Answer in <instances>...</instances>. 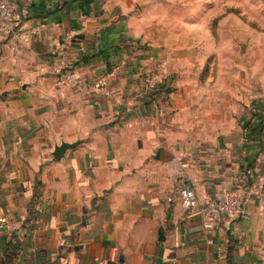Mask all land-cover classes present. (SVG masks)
I'll list each match as a JSON object with an SVG mask.
<instances>
[{"label":"crops","instance_id":"0c3cea01","mask_svg":"<svg viewBox=\"0 0 264 264\" xmlns=\"http://www.w3.org/2000/svg\"><path fill=\"white\" fill-rule=\"evenodd\" d=\"M8 1L25 15L20 35L0 28V217L11 225L0 264H264L254 91L183 73L150 97L135 69L144 60L115 51L131 11L123 0ZM58 69L80 84L60 82ZM62 142L74 147L56 158ZM179 172L199 203L241 194L245 216L205 228L179 203Z\"/></svg>","mask_w":264,"mask_h":264},{"label":"rangeland","instance_id":"374dc122","mask_svg":"<svg viewBox=\"0 0 264 264\" xmlns=\"http://www.w3.org/2000/svg\"><path fill=\"white\" fill-rule=\"evenodd\" d=\"M123 2L131 11L115 51L144 60L135 68L141 86L144 70L159 63L173 83L184 73L198 85L254 91L249 101L264 106V0ZM240 126L245 133L246 121Z\"/></svg>","mask_w":264,"mask_h":264},{"label":"built area","instance_id":"2783aa9c","mask_svg":"<svg viewBox=\"0 0 264 264\" xmlns=\"http://www.w3.org/2000/svg\"><path fill=\"white\" fill-rule=\"evenodd\" d=\"M24 12L16 13L8 0H0V28L7 35L18 36ZM74 35L68 39V42L73 39ZM61 70L58 69L59 81H69L73 85H79L78 77L74 74H60ZM142 75V88L143 91L150 97H156L158 95H167L171 92L173 82L171 77H167L168 74L164 73L163 66L157 64L151 70L143 72ZM168 78V79H167ZM62 80V81H61ZM99 87L105 86L104 82H99ZM253 113H259L261 111L260 121L264 122V107L257 106L253 103L250 107ZM254 119V118H253ZM245 133H248L249 127L243 128ZM178 185L176 192L180 205L186 211L192 212L197 210L199 217L205 228H211L222 216H245V200L239 193L225 194L224 196L217 198H208L202 203H199L196 192L191 181L182 173L177 174ZM22 220L25 218L22 217ZM35 226H39V220L33 219ZM11 225L4 217H0V229L9 228Z\"/></svg>","mask_w":264,"mask_h":264},{"label":"water","instance_id":"95a60500","mask_svg":"<svg viewBox=\"0 0 264 264\" xmlns=\"http://www.w3.org/2000/svg\"><path fill=\"white\" fill-rule=\"evenodd\" d=\"M72 147H74V144L62 142L59 146L55 147L53 154L56 158H61L64 155L65 150Z\"/></svg>","mask_w":264,"mask_h":264},{"label":"trees","instance_id":"16d2710c","mask_svg":"<svg viewBox=\"0 0 264 264\" xmlns=\"http://www.w3.org/2000/svg\"><path fill=\"white\" fill-rule=\"evenodd\" d=\"M257 114H258V113H257ZM261 115H262L261 113L258 114V115H255V116H256V119H257V120H260V119H261ZM261 127H262V129H264V125L261 126Z\"/></svg>","mask_w":264,"mask_h":264}]
</instances>
